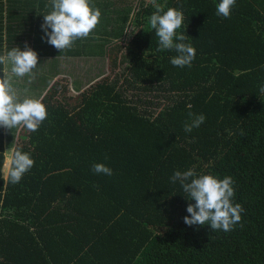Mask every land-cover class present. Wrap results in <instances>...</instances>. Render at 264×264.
Here are the masks:
<instances>
[{
	"label": "trees",
	"instance_id": "1",
	"mask_svg": "<svg viewBox=\"0 0 264 264\" xmlns=\"http://www.w3.org/2000/svg\"><path fill=\"white\" fill-rule=\"evenodd\" d=\"M219 2L156 0L183 12L177 31L196 52L191 67H177L174 50L157 51L152 0L135 9L94 0L100 23L63 51L41 28L48 0H0V54L37 52L34 78L23 79L40 86L48 113L14 144L0 127V264H264V0H236L230 18L216 14ZM122 48L123 85L103 79L65 96L55 58H108L115 68ZM189 112L206 119L185 132ZM7 148L35 161L16 184L2 172ZM94 163L113 174L94 173ZM193 167L233 177L246 210L233 230L184 223L195 201L170 177Z\"/></svg>",
	"mask_w": 264,
	"mask_h": 264
},
{
	"label": "clouds",
	"instance_id": "2",
	"mask_svg": "<svg viewBox=\"0 0 264 264\" xmlns=\"http://www.w3.org/2000/svg\"><path fill=\"white\" fill-rule=\"evenodd\" d=\"M155 11L150 17V26L158 37L157 51L174 50L177 55L171 58V64L177 67H191L195 59V49L183 33L178 29L183 25V12L175 7L165 11L164 6L152 0ZM236 0H220L216 7V14L230 18ZM46 7L50 11L44 14L41 25L46 42L56 49L63 51L71 49L74 42L89 37L100 23L102 13L94 4V0H48ZM50 29V31H49ZM38 54L31 47L25 45L24 50L13 47L0 54V64H10L11 73L16 77L29 76L34 78V69L38 65ZM0 76V127L14 129L27 128L37 131L47 118V108L42 102L44 97H21L13 87L9 73L2 71ZM264 93V85L259 88ZM189 120L184 124V131L191 132L198 128L206 119L203 114L188 113ZM108 159L107 155L104 157ZM34 159L28 152L16 150L5 161L4 167L8 170V179L12 184L19 183L25 173L34 166ZM92 171L96 174L111 176L112 169L104 163H94ZM172 183H180L184 193L194 200L189 203L184 223L192 225H208L212 231L233 230L234 226L242 220V213L246 210L240 203H234L235 181L232 176H219L213 174H198L195 168L186 171H175L170 177Z\"/></svg>",
	"mask_w": 264,
	"mask_h": 264
},
{
	"label": "rangeland",
	"instance_id": "3",
	"mask_svg": "<svg viewBox=\"0 0 264 264\" xmlns=\"http://www.w3.org/2000/svg\"><path fill=\"white\" fill-rule=\"evenodd\" d=\"M123 3L127 5L131 4L132 9H135V7L137 6L135 5L137 3V0H123ZM132 29H133V25L131 23H129L128 25V22H127L126 27H125V34H124L125 39L128 36H130ZM123 42L124 40L123 41L118 40V39L113 40V43H117V45H120ZM123 52H124L123 48L120 51L114 50V53L117 56V65L115 68H113L112 66L113 61L111 60L110 62L108 58L107 59H102V58L94 59V58H87V57L86 58H73V57H64V56L57 57L55 58L56 61L54 62L57 65L56 70L59 72V75H57V77L55 78L61 79V78H64L62 75H66L65 78H66V82L68 83V91L66 92L65 96H70V97H74L75 95L78 94V92L95 84L96 82L102 81L103 79H110V80L117 79L118 83L122 84L123 82L122 80L124 76L123 73H125L124 69H125V66L127 65L126 62H123V63L121 62ZM5 71L9 73L10 80L13 84V87L17 90L18 94L20 96L25 94V91L27 89L23 90L25 89V88H22L24 85L23 83H28V82L30 83V80L26 81V79L16 77L15 75H13L11 73L10 64H5ZM74 81L79 83V86H80L79 91H75L73 89L74 86L72 85L74 84ZM27 88L29 89L30 86H27ZM126 93L128 96H130V94H136L138 92L136 91V89L129 88ZM30 94L32 93H28L27 95L30 96ZM138 94L140 95V97L143 98V93H138ZM20 129L21 127H19V129L17 127V130H16L17 134ZM17 134L14 137L12 144L17 142L18 140ZM10 153H11V149L7 148L5 152L4 163L6 160H8L11 157ZM4 163L2 167V172L5 175L7 169L4 167Z\"/></svg>",
	"mask_w": 264,
	"mask_h": 264
},
{
	"label": "crops",
	"instance_id": "4",
	"mask_svg": "<svg viewBox=\"0 0 264 264\" xmlns=\"http://www.w3.org/2000/svg\"><path fill=\"white\" fill-rule=\"evenodd\" d=\"M19 81H21V80H19ZM24 85H23V87L22 88H25V89H23V90H26L25 91V94H23L21 97H24V96H28L27 94L28 93H32V94H30V96H28V97H35L34 95H35V91L36 90H38L39 89V87L37 88V86H31L32 84H30L29 82L28 83H23ZM27 86H30V88L28 89L27 88ZM18 129H19V127H18ZM21 129H22V127H21ZM20 129V130H21ZM17 128H14V129H8V128H5L4 127V132L7 134V133H11L12 135H13V137H15L16 136V134H17ZM20 130H19V132H20ZM19 132H18V134H19ZM18 134H17V136H18ZM7 173H8V170L6 171V173H5V175H4V177H6L7 176Z\"/></svg>",
	"mask_w": 264,
	"mask_h": 264
}]
</instances>
